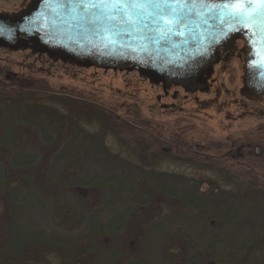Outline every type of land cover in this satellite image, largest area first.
<instances>
[{
  "label": "trees",
  "instance_id": "16d2710c",
  "mask_svg": "<svg viewBox=\"0 0 264 264\" xmlns=\"http://www.w3.org/2000/svg\"><path fill=\"white\" fill-rule=\"evenodd\" d=\"M16 64L0 65V264H264V178L245 174L264 138L231 144L241 173L196 154L234 190L157 170L164 158L191 161L192 143L161 138L137 102L118 116L54 89L39 64L35 75Z\"/></svg>",
  "mask_w": 264,
  "mask_h": 264
},
{
  "label": "rangeland",
  "instance_id": "374dc122",
  "mask_svg": "<svg viewBox=\"0 0 264 264\" xmlns=\"http://www.w3.org/2000/svg\"><path fill=\"white\" fill-rule=\"evenodd\" d=\"M13 3L15 1L0 0V10L11 9ZM36 54L28 49L7 51L0 48V65L2 67L7 65L13 67L16 63L32 65L31 71L35 75L34 65L39 64L41 71H44L41 75L51 82L54 89L65 91L72 88L74 94L84 96L118 116L123 115L125 105L137 102L141 106L143 116L161 125V138L168 139L173 133H180L192 143L191 153L194 155H190L191 161L162 159L154 166L157 170L214 180L221 187L234 190L235 187L225 181V175L215 170L216 164L192 162L194 159L199 160L196 154L221 161L220 166L241 173L240 167L245 159L238 157L232 159L231 144L247 138L256 141L264 138V97L257 98L242 91L244 87L242 57L239 60L240 69L235 61L233 67L227 70L229 61L223 59L214 67L212 65L211 77L203 88L187 91L182 87L170 86L165 93L157 90L134 70L82 67L74 63L71 65L67 60L60 58L56 60L54 57L42 58ZM97 125L96 122H92L86 127L93 130ZM107 141L116 152L126 154L116 145L117 137L109 134ZM216 145L223 147L218 149ZM247 160L253 161L251 157ZM254 161L255 165L252 164L250 167L255 171L245 174L262 180L264 158L259 157ZM256 162L259 164L256 165ZM1 211L0 203V213ZM47 214V210L40 214L42 221L49 219ZM37 218L38 215L34 219Z\"/></svg>",
  "mask_w": 264,
  "mask_h": 264
},
{
  "label": "water",
  "instance_id": "95a60500",
  "mask_svg": "<svg viewBox=\"0 0 264 264\" xmlns=\"http://www.w3.org/2000/svg\"><path fill=\"white\" fill-rule=\"evenodd\" d=\"M225 2L231 0H218V3ZM230 26L231 20L222 22L215 15L207 19H194L193 35L188 42L174 38L168 44H146L138 38V33L124 26L126 34L110 44L97 26L74 19L55 0L50 4L46 0H32L17 15L0 14V28L6 30V34L0 35V48L28 49L48 57L69 60L82 67L134 70L150 83H163L164 87L169 84L181 85L189 91L207 85L212 65L218 61L220 48L239 35L245 42L246 51L242 91L257 98L264 97V76L254 74L249 67L254 62L249 33L241 30L223 35L221 28ZM256 31H260L259 18Z\"/></svg>",
  "mask_w": 264,
  "mask_h": 264
},
{
  "label": "snow or ice",
  "instance_id": "6c2138e0",
  "mask_svg": "<svg viewBox=\"0 0 264 264\" xmlns=\"http://www.w3.org/2000/svg\"><path fill=\"white\" fill-rule=\"evenodd\" d=\"M54 0H46L52 3ZM68 15L90 25L97 26L104 39L114 44L125 35L124 26L139 39L150 44H168L174 38L183 42L193 35L194 19H207L215 15L222 22L231 20L232 26L221 28L226 35L229 31H247L251 56L249 64L254 74L264 76V0H55ZM257 18L260 31L257 32ZM6 30L0 28V35ZM10 34V33H9ZM257 37L258 42H257ZM219 39V37H217ZM215 42V41H214ZM206 52V49L204 50Z\"/></svg>",
  "mask_w": 264,
  "mask_h": 264
},
{
  "label": "flooded vegetation",
  "instance_id": "af4514ba",
  "mask_svg": "<svg viewBox=\"0 0 264 264\" xmlns=\"http://www.w3.org/2000/svg\"><path fill=\"white\" fill-rule=\"evenodd\" d=\"M12 1H15V3H13V5H12V8L8 9V10L2 9V10H0V14H7L9 16L17 15V14L23 12L28 7V5L30 4V2L32 0H12ZM244 43L245 42L241 36H239V35L235 36L229 43L226 44V46H223L220 48L219 53H218V61L215 64H217L221 59L227 60V61H229L227 70H230V68H232L234 65L233 62L236 61V64L239 66L238 68L240 69L239 60L242 57V63L241 64L243 67V65H244L243 58L245 59V56H246V51L244 49ZM215 64H213V67ZM210 77L207 79V81H209ZM142 78L144 80H146L147 82H149V80L147 78H144V77H142ZM151 84L153 86H155L157 88V90H159L160 92H165V93H167L170 86L181 87V85H174V84H169L166 87L163 86V83H151ZM89 102H92V100ZM104 108L106 109V107H104ZM98 129H99V125H97V127H96V129H94V131H96ZM105 144H106V136H105ZM116 145L119 147V144H116ZM108 146L113 151L116 152V150L113 149L112 145L109 144V142H108ZM242 150H244V147L238 148V150H237L238 155L242 154V153H240ZM258 152H259V149H256V153H258ZM122 155H126V154H122ZM130 157H134V156L131 155ZM164 159H166V158H164Z\"/></svg>",
  "mask_w": 264,
  "mask_h": 264
}]
</instances>
